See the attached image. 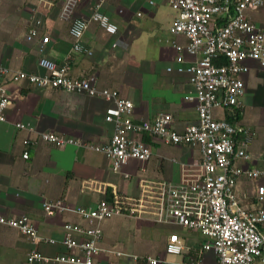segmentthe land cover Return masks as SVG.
Wrapping results in <instances>:
<instances>
[{
	"label": "crops",
	"instance_id": "1",
	"mask_svg": "<svg viewBox=\"0 0 264 264\" xmlns=\"http://www.w3.org/2000/svg\"><path fill=\"white\" fill-rule=\"evenodd\" d=\"M99 1L82 0L65 8L66 0H55L53 8L48 10L38 0H0V65L13 71L43 73L38 60L47 58L66 65L70 76H91L97 88L116 90L121 97L131 100L136 122L150 121L159 113H167L172 116V127L177 131L194 123V104L184 99L190 91L189 75L177 71L194 58L183 54V64H178L174 44L183 45L185 40L169 32L170 35L161 33L155 25L157 10L153 7L162 2L167 5V0H154V5L144 0H103L101 11L117 26V33L108 35L90 22L81 39L82 49L75 51L69 35L70 23L76 19L88 21L94 4ZM249 12L254 15H247L248 19L264 29V5ZM33 15L41 20L39 36L27 41ZM174 16L175 13L171 24ZM143 17L147 19L136 21ZM43 37L49 41L39 53ZM258 77H262V84ZM243 78L246 92L239 123L257 131L256 124L247 123L242 114L248 105L247 99L254 97L256 85L262 86L264 106V69L253 65ZM5 89L12 104L5 112L6 122L0 126V215H26L39 236L54 239V244L37 246L43 255L53 257L67 252L60 242L63 224H84L73 212L75 208L92 207L102 198L111 199L113 189L118 194L136 197L143 180L178 184L182 179L181 165L190 167L199 158L195 148L165 145L144 137L152 152L151 159L131 160L119 172H113L101 153L82 147H55L36 138L37 134L48 132L79 139L82 143H107L113 128L104 121L108 105L105 101L86 94L38 89L27 83H8ZM17 123L34 132L17 128ZM28 141L30 144H26ZM257 142L255 139L249 148L252 165L259 160L264 163V138L261 145ZM23 153H27L26 159ZM259 185L264 186V179ZM236 191L248 197L244 206H255L258 202L254 184L240 181ZM56 200L66 210L46 216L43 203ZM261 203L264 209V200ZM100 226L103 233L100 247L105 252L100 257L102 262L126 264L128 260L118 259L111 253L119 251L128 256L161 257L163 264H182L193 258L194 251L204 242L196 231L172 230L147 220L116 217ZM173 231L185 247L181 255H166L163 251ZM32 248L28 239L16 230L0 227V264H25ZM200 264H215L214 255L206 253Z\"/></svg>",
	"mask_w": 264,
	"mask_h": 264
},
{
	"label": "built area",
	"instance_id": "2",
	"mask_svg": "<svg viewBox=\"0 0 264 264\" xmlns=\"http://www.w3.org/2000/svg\"><path fill=\"white\" fill-rule=\"evenodd\" d=\"M80 1L66 0L65 8ZM144 1L154 5V0ZM102 2L94 4L88 21H71L69 35L75 51L82 49L81 39L90 22L108 35L117 33V26L101 11ZM38 3L50 10L55 0H38ZM167 5L175 13L169 33L185 40L183 45L174 44L177 63L183 64V54L194 58L185 67L177 68L178 72L189 75L190 91L184 99L194 104L196 112L195 122L181 131L172 127V116L167 113H159L150 121L136 122L131 100L121 97L116 90L97 88L91 76L72 77L66 65L47 58L38 60L43 73L13 71L0 65V126L6 122L5 112L12 104L5 85L27 83L38 89L98 97L108 104L104 121L113 130L107 143H82L79 139L48 132L37 134L36 138L55 147H82L101 153L113 172H119L131 160L151 159L152 152L144 137L165 145L189 146L199 154L190 167L181 165L182 179L178 184L143 180L136 197L118 194L113 189L111 199L102 198L92 207L75 208L73 212L84 224H63L60 242L67 250L63 254L49 257L37 250L39 244H54L55 240L39 236L28 216L0 215V227L16 230L33 246L25 264H121L100 260L105 253L100 247L103 236L100 225L116 217L198 232L205 240L194 251V257L182 264H200L206 253L214 255L215 264H264V209L253 204L244 206L248 197L236 191L240 181H248L256 188L257 201L264 200V186L259 185L264 179V163L259 160L252 165L249 152L257 133L226 119V112L233 114V110L242 108L246 92L243 77L253 65L264 69V29L246 16V11L261 8L264 0H167ZM31 19L27 41L39 36L41 20L34 15ZM48 41V37L41 39L39 53ZM16 127L34 132L22 123ZM22 157L26 159L27 153ZM42 209L50 217L64 212L66 207L56 200L43 203ZM163 251L166 255H181L185 251L176 232L169 234ZM111 253L118 259L128 260L126 264L164 262L161 257L150 255Z\"/></svg>",
	"mask_w": 264,
	"mask_h": 264
},
{
	"label": "rangeland",
	"instance_id": "3",
	"mask_svg": "<svg viewBox=\"0 0 264 264\" xmlns=\"http://www.w3.org/2000/svg\"><path fill=\"white\" fill-rule=\"evenodd\" d=\"M153 9L157 12L156 13V17H155V21H157V23L155 24L159 31L161 33H165L167 35H170L169 32V25L171 24V19L173 16V11L171 10L170 7H168L166 5V3L162 2V5L160 6H154ZM251 13L249 11H246V16L250 15ZM254 13L251 14V16H253ZM147 19L146 18H142L141 20H137L136 21H145ZM150 25V24H148ZM259 79L258 82H260L262 84V77H258ZM258 85H256V91L253 92V96L249 97V99H247L248 101V105L246 106V108L244 109V112L242 114V116H244V120L249 123V124H256L255 126H257V135L255 137L257 142L261 145L262 144V137L264 138V106H262V86L260 88L257 87ZM256 207L262 208L263 204L261 202H256L255 204ZM205 240V239H204ZM168 258V256H167Z\"/></svg>",
	"mask_w": 264,
	"mask_h": 264
},
{
	"label": "trees",
	"instance_id": "4",
	"mask_svg": "<svg viewBox=\"0 0 264 264\" xmlns=\"http://www.w3.org/2000/svg\"><path fill=\"white\" fill-rule=\"evenodd\" d=\"M231 15V12H230ZM233 114L230 113L229 111L226 112V119L227 121H229L230 123H236L239 122L240 118H241V110H233Z\"/></svg>",
	"mask_w": 264,
	"mask_h": 264
}]
</instances>
